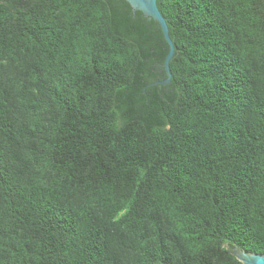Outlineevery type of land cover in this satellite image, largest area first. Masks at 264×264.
Wrapping results in <instances>:
<instances>
[{
    "label": "trees",
    "instance_id": "trees-1",
    "mask_svg": "<svg viewBox=\"0 0 264 264\" xmlns=\"http://www.w3.org/2000/svg\"><path fill=\"white\" fill-rule=\"evenodd\" d=\"M0 0V264L264 254V0Z\"/></svg>",
    "mask_w": 264,
    "mask_h": 264
},
{
    "label": "water",
    "instance_id": "water-1",
    "mask_svg": "<svg viewBox=\"0 0 264 264\" xmlns=\"http://www.w3.org/2000/svg\"><path fill=\"white\" fill-rule=\"evenodd\" d=\"M131 7L132 11H139L148 19H152L157 22L161 29L164 40L168 45V51L164 58L163 68L166 73V78L158 81L162 85L167 84L170 81L171 73L169 70V61L174 53V46L168 33L167 23L162 16L156 0H125ZM233 255L241 262V264H264V254L246 252L238 247H233Z\"/></svg>",
    "mask_w": 264,
    "mask_h": 264
}]
</instances>
